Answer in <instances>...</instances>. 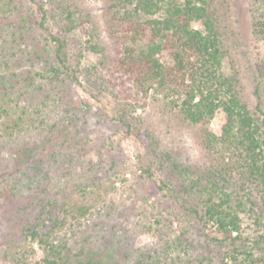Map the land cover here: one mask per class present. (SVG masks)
<instances>
[{"label": "trees", "instance_id": "obj_1", "mask_svg": "<svg viewBox=\"0 0 264 264\" xmlns=\"http://www.w3.org/2000/svg\"><path fill=\"white\" fill-rule=\"evenodd\" d=\"M25 1L36 7H27ZM42 1L0 0V18L11 29L3 33L7 29L0 23V123L8 136L29 130L35 122L41 124L44 134L39 156L33 155L35 144H20L16 153H6L0 144V205L13 204L22 221L7 242L4 256L13 264L209 262L208 255L196 247L193 233L184 230L177 234L173 230L178 216L166 209L157 210L156 223L160 226L155 232L163 241L161 245L127 251L124 259H133L124 263L117 248L102 247L107 233L113 235L116 244L128 241V234L116 233L114 224L107 227L100 222L113 215L98 201L102 198L112 208L110 194L117 182L128 180L125 174L131 168L124 167L125 162L117 168L112 160L106 169L101 152L93 150L89 139L80 135V117L68 109L53 122L46 108L49 100L55 101L57 108L66 106L71 86L86 88L80 79L83 70L92 75L91 70L102 66L103 59L90 61V67L83 68V58L87 53L105 56L104 47L85 39L84 52L72 61L67 35L83 23L68 11V23L57 31L39 30L48 14ZM118 1L121 7L116 31L120 45L113 59L114 70L109 77L98 74V81L93 77L89 81L104 94L117 86L123 87L119 92L130 86L145 95L152 89L184 119L204 128L203 145L211 155L205 169L196 171L174 164L177 174L162 177L157 171L163 168L164 158L158 157L159 167L153 168L154 160L144 171L156 177L155 187L160 192L166 189L164 197L178 201L186 213L197 218L203 242L206 246L214 243L221 250L219 264H264V113L253 110L242 99L237 77L223 70L225 49L213 0ZM37 29L42 38L37 36ZM255 32L264 35V21L255 24ZM83 33L94 37L93 31ZM25 51L31 64L23 69L18 63L16 71L11 58ZM258 74L257 83L264 84V61ZM36 92H42L43 97L31 107L24 101ZM118 102L117 121L128 132L152 142V135L142 133L137 126L141 123L133 115L137 101L122 97ZM69 105L84 113L90 108L84 101ZM218 110L223 112V123L217 134L210 124ZM53 131H58L61 140L55 150L48 151L52 137L45 136ZM246 213L255 225L262 226V240L250 243L243 237ZM98 226L94 232L92 228ZM148 233H152L151 227Z\"/></svg>", "mask_w": 264, "mask_h": 264}, {"label": "rangeland", "instance_id": "obj_2", "mask_svg": "<svg viewBox=\"0 0 264 264\" xmlns=\"http://www.w3.org/2000/svg\"><path fill=\"white\" fill-rule=\"evenodd\" d=\"M60 1L62 3L56 0H53L52 3L49 0L42 1L48 14L44 25L40 26L39 30L57 31L59 27L68 23L66 15L70 11L77 22L82 21L83 23L82 27L73 29L67 35V52L72 61H76L77 56L84 52L85 39H90L92 42H97L103 46L105 56L102 57L99 54L94 55L85 51L87 54L83 58V68L90 67V61L96 63L100 59H103L102 66L99 65L98 70H91L92 75H88L83 70L80 79L86 83V88L71 86L70 97L66 99V106L62 104L60 108H57L53 103L55 101L49 100L48 108H46L49 111L48 116L51 121L58 122V116L65 115L68 113L66 110L70 109V112H74L80 117L77 123L80 135L89 139L88 143L93 150L101 152L106 169L112 160L116 163L117 168L121 169L124 162V167L131 168V171L125 174L128 180L125 183L117 182L114 189H111L110 197L113 199L114 206L109 209L108 201L104 203L102 198L98 201L99 205H103V210L108 209L113 215L108 220L100 219V222H105L107 227L114 224L116 233L128 234V241L116 244L113 235L107 233V240L103 242L102 247L107 250L113 247L117 248L119 258L124 263L133 259L132 257H129L127 261L124 259L123 255L127 251L161 245L163 241L158 232H155V229L160 226L156 223L157 210L166 209L172 215L176 213L178 216L173 223V230L177 234L184 230L193 233L196 247L202 249L210 259L209 262L206 260L205 264H219L221 250L214 243L206 246L203 237L200 236V224L196 220L197 218L193 214L186 213L178 201L164 197L165 194L163 193L166 192V189L160 192L155 187L154 178L156 177L144 171V167L154 160L156 162L153 163V168L159 167L158 157L164 158L163 168L157 171L162 177L177 174V168L174 167V164L196 171L205 169L211 161V155L203 145L204 128L200 125H193L184 119L177 108H171L167 100L160 95H155L152 89L145 95L136 87L130 86L126 87L127 90L119 92L118 90H122L123 87L117 86L110 89L112 92L107 94L98 93L99 90L96 85L89 79L93 77L94 80L98 81V74L109 77V73L114 70L113 59L120 45V33L116 31L119 27L118 10L121 7L120 2L118 0ZM25 2L27 7L29 4L33 5L31 1ZM213 6L217 13L218 30L225 49L223 70L226 74L237 77V87L242 99L253 110H257L260 114L264 113V84L257 83V80L260 79L258 67L264 61V35L255 32V24L264 21V0H213ZM62 7H65L66 10L62 11ZM21 10L25 13L26 8ZM38 20H41V16L38 17ZM0 23L7 29L3 33L11 30L10 27H7V21L0 18ZM39 30L37 36L42 38ZM84 30L93 31L94 37L89 38L87 34L83 33ZM11 59H13L14 68L18 63H21L23 69L31 64L26 51L25 54L18 53ZM98 71L100 73H97ZM28 96L29 98L24 102L32 107V105L39 104V99L43 97V94L36 92L28 94ZM51 97H55L54 92H51ZM122 97L137 101L138 105L133 112V115L141 120L137 126L142 133L148 132L152 135L154 139L152 142L147 137L142 139L128 132L126 126L117 121L116 107ZM80 101L89 103L90 108L86 113L69 105L73 102L80 103ZM222 123L223 112L218 110L210 124L211 130L217 134L220 133ZM30 127L27 131H16L13 136H8L4 133L0 123L2 149L6 153H16L15 150L19 148L20 144H35L33 155L36 156L42 148L40 144L44 134L39 122H35L33 126L30 124ZM48 136L52 137V141L47 146L49 147L48 151H53L58 147L61 139L58 136V131H53V134L47 132L45 137L48 138ZM163 155H167V157ZM37 156L39 155L37 154ZM49 158L47 157L46 160L52 161ZM5 162V160L1 161L3 164ZM33 162L36 163L37 161L33 159ZM53 164L54 167H57L56 163ZM54 167L51 172L55 169ZM74 175L76 177V173ZM102 197L104 198V195ZM16 212L13 204L3 203L0 205V264H13L4 255L7 250L5 249L7 242L14 237V234L16 235V231L22 223L21 214ZM243 217L245 227L242 233L243 237H247L250 243L262 240L260 237L263 232L262 226L255 225L247 213L243 214ZM169 221L170 219L166 224ZM150 227L152 233L149 234ZM98 229L99 226L92 228L94 232H97Z\"/></svg>", "mask_w": 264, "mask_h": 264}]
</instances>
